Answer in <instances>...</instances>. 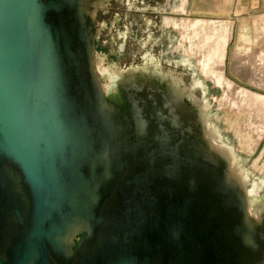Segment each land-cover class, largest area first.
I'll return each instance as SVG.
<instances>
[{
  "label": "rangeland",
  "instance_id": "374dc122",
  "mask_svg": "<svg viewBox=\"0 0 264 264\" xmlns=\"http://www.w3.org/2000/svg\"><path fill=\"white\" fill-rule=\"evenodd\" d=\"M85 13L109 135L125 147L143 140L134 152L124 150L123 167L150 164L157 154L165 168L172 158L153 151L154 137L176 111L192 137L216 145L223 158L218 169L240 189L259 246L235 240L248 261L255 260L260 247L264 251V0H87ZM180 167L178 184L210 193L208 171ZM220 199L211 194L223 217L242 218Z\"/></svg>",
  "mask_w": 264,
  "mask_h": 264
},
{
  "label": "water",
  "instance_id": "95a60500",
  "mask_svg": "<svg viewBox=\"0 0 264 264\" xmlns=\"http://www.w3.org/2000/svg\"><path fill=\"white\" fill-rule=\"evenodd\" d=\"M77 8L76 0H0V264H79L76 261L79 253L92 245L96 239V225L92 221L75 236V242L70 244L71 246L64 244L61 248L50 239L54 225L72 208L67 198L57 197L56 182L65 184L69 191L72 188L69 161L72 154L75 159L76 151L74 152L71 147L73 141L69 140L61 146H48L40 122L35 117L32 102L33 99L38 102L36 109L41 113L43 106L35 83L42 82V78L37 76L32 79L29 71L31 69L29 51L38 41L53 37L58 40L64 51L63 29L73 21ZM239 12L238 9L234 16L239 15ZM86 21L85 13L84 35L91 46L95 80L90 68L87 43L80 38L76 30L71 32L68 41L70 48L76 52L77 57H80V63L78 69L72 64L69 72L79 107L84 108L90 116V107L99 102L96 97L97 87L102 85L94 70L93 45L86 30ZM85 68L88 71L87 80L84 75ZM102 89L104 91L103 86ZM88 94L92 100L88 99ZM104 98L105 105L102 110L90 116L94 127V145L92 150L78 156L79 170L85 175L89 173L91 156L101 150L105 139L108 138L107 149L99 155L97 164L98 169L102 168L105 161H109L112 166L113 172L104 182V187L110 190L132 167L154 168L158 182L170 185L185 194L186 191H191L196 197L192 198L194 204L201 201L207 204L202 213L208 223L206 229L213 228L217 231L216 225L223 223L230 241L222 242L225 244L232 242L235 247L232 245L223 247L225 260L228 264H246L248 259L235 238L245 247L259 246L253 234L254 216L250 212L252 223L245 222V214L249 209L243 203L240 189L231 187L229 172L224 168L218 169L223 158L214 149L216 145L206 142L202 137L196 139L192 137L186 130L184 118L173 111L169 116L168 128H161L154 137L156 146L153 151L167 152L172 158L165 168L158 167L157 162L160 161L157 154L150 159V164L134 162L124 168V150L134 152L143 140L142 142L139 139L133 140L125 147L121 145L119 139L117 141L111 139L109 107L105 92ZM184 136L198 145L195 146L196 149L207 145L208 150L217 152L220 159L210 160L189 155L180 146L183 141L181 137ZM145 153L149 157L152 152ZM183 163L201 167L210 173L214 184L209 194L200 187L178 184L175 181L179 177L180 164ZM120 170L122 172L116 176ZM218 193L224 206L236 207L242 211L240 220L232 222L233 217L222 216L219 205L211 201V194ZM131 208L133 207H126V210L118 208L115 211L109 238L115 234L112 232L114 226L120 227V224H126L131 218V212L127 211ZM167 208H171V204ZM212 211L215 212L214 216L211 215ZM236 226L240 227L239 231L235 229ZM244 235L249 240L245 239ZM189 237L193 240L190 235ZM150 249L146 251L142 243L134 241L116 256H108L102 264H154L155 247L152 246ZM49 250L52 251L57 263L52 260ZM253 258L255 260L248 261V264H264V251L261 247Z\"/></svg>",
  "mask_w": 264,
  "mask_h": 264
},
{
  "label": "bare ground",
  "instance_id": "6f19581e",
  "mask_svg": "<svg viewBox=\"0 0 264 264\" xmlns=\"http://www.w3.org/2000/svg\"><path fill=\"white\" fill-rule=\"evenodd\" d=\"M76 2L78 8L74 19L63 29L64 51L53 37L38 41L29 51L31 78H42V82L35 83V87L43 111H37L39 104L36 100L33 99L32 102L35 117L40 122L47 144L61 146L69 140L73 141L71 147L76 151L75 159L72 154L69 161L72 188L69 191L65 184L56 182L57 197L67 198L72 208L54 225L51 241L61 248L64 244L71 246L75 242V236L92 221L96 225V239L79 253L76 259L79 264H102L108 256H116L134 241L142 243L146 251H150L152 246L155 247L154 264H228L222 250L224 246L233 244L223 243L230 241L224 224L218 223L217 231L213 228L206 229L208 223L202 213L207 204L201 201L195 205L192 198L196 197L191 191H186L188 194H185L170 185L158 182L154 168L129 170L110 190L104 187V182L113 172L112 166L109 161H105L102 168L98 169L97 164L99 155L107 149L108 138L101 150L91 156L89 173L85 175L79 170L78 156L92 150L94 145V127L90 116L101 111L104 104L100 86L96 91L99 102L90 107L88 116L84 108L79 107L76 92L72 88L69 69L72 64L78 69L80 63V57L70 48L68 41L73 30L87 43L90 68L95 80L91 46L84 35L85 0ZM242 36L247 37L245 34ZM88 99L92 100L89 94ZM181 138L183 141L180 146L189 155L210 160L220 159L217 152L208 150L207 145L196 149L195 146L198 145L190 141L189 137ZM170 204L171 208H167ZM126 207H133L127 210L131 212V218L126 224H120V227L114 226L112 232L115 234L109 238L115 211ZM211 215L214 216L215 212L212 211ZM244 220L252 223L249 210ZM222 226L224 228H220ZM120 228L122 229L119 230ZM235 229L239 231L240 227L236 226ZM244 238L248 239L246 235ZM50 256L57 263L52 251Z\"/></svg>",
  "mask_w": 264,
  "mask_h": 264
}]
</instances>
